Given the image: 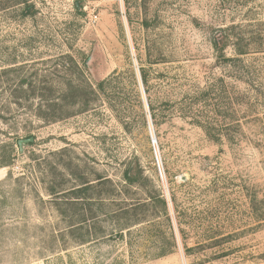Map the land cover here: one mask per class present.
<instances>
[{
    "label": "rangeland",
    "instance_id": "rangeland-1",
    "mask_svg": "<svg viewBox=\"0 0 264 264\" xmlns=\"http://www.w3.org/2000/svg\"><path fill=\"white\" fill-rule=\"evenodd\" d=\"M0 264H264V0H0Z\"/></svg>",
    "mask_w": 264,
    "mask_h": 264
},
{
    "label": "trees",
    "instance_id": "trees-1",
    "mask_svg": "<svg viewBox=\"0 0 264 264\" xmlns=\"http://www.w3.org/2000/svg\"><path fill=\"white\" fill-rule=\"evenodd\" d=\"M82 6V2H79L78 5H76V8L79 10L80 7ZM33 9V5L31 4H26V7L24 8V15H34V13L32 12ZM214 47L220 51L221 55L223 54L224 49L220 48L218 46V43H214ZM241 53V52H240ZM243 54V53H241ZM110 79H106L103 80L101 82H99L97 84V88L99 91H102L105 89V87L107 85H110ZM89 89L92 90L91 93H95V90L93 89L94 87L88 86ZM75 91L77 93V101H79L81 104L84 103V96L87 94L83 91H80V86H74ZM97 92V91H96ZM89 102L85 103V107H89L88 105ZM86 109V108H85ZM124 179L125 182L128 183V185H134V184H140L141 182L145 181L143 178V170L141 169V166L138 162H136V164L134 165L133 162H131L128 167L126 168L125 172H124ZM160 199V198H159ZM164 206L166 207V202L164 200H162ZM137 224V222H129L128 224H126L124 227L126 228V230L130 229L131 227H133V225ZM123 227V228H124Z\"/></svg>",
    "mask_w": 264,
    "mask_h": 264
},
{
    "label": "built area",
    "instance_id": "built-area-1",
    "mask_svg": "<svg viewBox=\"0 0 264 264\" xmlns=\"http://www.w3.org/2000/svg\"><path fill=\"white\" fill-rule=\"evenodd\" d=\"M153 147L155 148V157H156V160H157V165H158V168H159V171L162 173L161 169V162H160V159H159V155H158V152H157V149H156V142L153 140Z\"/></svg>",
    "mask_w": 264,
    "mask_h": 264
},
{
    "label": "water",
    "instance_id": "water-1",
    "mask_svg": "<svg viewBox=\"0 0 264 264\" xmlns=\"http://www.w3.org/2000/svg\"><path fill=\"white\" fill-rule=\"evenodd\" d=\"M33 141H34V138H28V139H24V140H19L18 144L22 148L23 144L31 143Z\"/></svg>",
    "mask_w": 264,
    "mask_h": 264
}]
</instances>
